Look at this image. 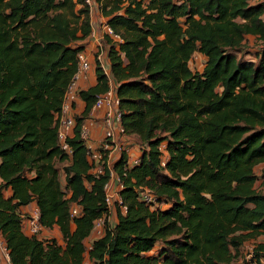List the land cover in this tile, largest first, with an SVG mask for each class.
<instances>
[{
	"label": "trees",
	"instance_id": "obj_1",
	"mask_svg": "<svg viewBox=\"0 0 264 264\" xmlns=\"http://www.w3.org/2000/svg\"><path fill=\"white\" fill-rule=\"evenodd\" d=\"M99 11L120 41L105 38L108 70L94 55L95 84L77 91L84 109L69 156L57 124L91 33L89 8L0 0V236L9 263L243 264L248 241L264 261V0H101ZM249 35L259 46L251 59ZM197 53L205 63L192 71ZM111 84L139 161L129 166L121 153L95 174L79 126ZM110 172L125 207L114 203L113 225ZM31 204L60 241L26 232L19 212ZM100 218L102 234L91 239Z\"/></svg>",
	"mask_w": 264,
	"mask_h": 264
},
{
	"label": "built area",
	"instance_id": "obj_2",
	"mask_svg": "<svg viewBox=\"0 0 264 264\" xmlns=\"http://www.w3.org/2000/svg\"><path fill=\"white\" fill-rule=\"evenodd\" d=\"M99 1L101 0H84L86 6H88L89 11L97 7L99 9ZM94 35V30L91 28V33L89 36ZM103 40L98 42L95 46L94 55H96L97 60L103 64L102 54L100 51V46L106 37H110L113 41H120L118 35L114 34L112 29L104 24L103 27ZM95 57V56H94ZM78 67L77 71L73 75L70 84L68 85L66 92L63 97L61 104L60 114L58 117L57 124V141L60 149L66 154L71 155L72 149L68 144L67 140L73 136V129L76 125L75 114L76 110L74 104L78 99L77 91L78 81L87 77L88 72L91 70V62L87 57L86 53L80 51L77 54ZM100 112V115H97ZM94 126H99L101 128L100 140L95 143L92 138L91 128ZM80 138L84 141L86 147L87 158L93 164V172L95 174L102 173L104 163L110 164L112 158H119L121 153H125L129 162L128 165L132 166L139 161V157L131 156L129 153L130 139L124 133L121 126V112L119 111V99L115 93L114 88H109V90L99 96H97L95 103L89 114L82 121L79 126ZM116 155V156H115ZM164 161V160H163ZM259 181L264 183V172L259 177ZM118 183V179L115 178L112 172H110V180L104 185L105 191V204L109 211L113 208L114 203H116L122 212L125 211V207L121 205V199L118 192L113 189V184ZM141 199L146 204H155V196L147 189L141 191ZM20 213V212H19ZM21 216H25L20 213ZM78 214V207L73 205L70 209V217L73 218ZM24 218V225L26 227V232L30 235H38L43 231V227L39 222V211L34 208L32 211L26 215ZM104 219H97L94 223L93 231L97 234V237L102 234ZM0 245H3L0 242ZM6 256V264L9 263L8 251L5 247L2 248ZM243 264H264L263 260L257 261L252 258V246L250 252L245 256V262Z\"/></svg>",
	"mask_w": 264,
	"mask_h": 264
},
{
	"label": "crops",
	"instance_id": "obj_3",
	"mask_svg": "<svg viewBox=\"0 0 264 264\" xmlns=\"http://www.w3.org/2000/svg\"><path fill=\"white\" fill-rule=\"evenodd\" d=\"M97 21L100 22V25L97 24ZM105 18L101 15L99 9L94 8L93 10H91L90 12V23H91V28L94 30V35L93 36H89L86 40H85V47H84V52L86 53L87 57L89 58V61L91 62V70L88 72L87 77L84 79H80L78 81V90L81 89H87L90 86H93L95 84V75H94V52H95V46L96 44H98V42L102 41L104 36H103V27L105 24ZM247 40H254L255 41V37L254 36H247ZM100 51L102 54V61H103V65L106 69V71L108 70V60H107V46L105 43V40L103 41L102 45L100 46ZM75 110L77 114L82 113L83 109H84V103L78 98L74 104ZM101 113L98 112L97 115H100ZM101 128L99 126H94L91 128V134H92V138L94 139V142L97 143L100 140V136H101ZM131 145L129 146V153L131 156H136L137 155V150L135 149V144L134 141L133 143L130 142ZM260 168V166H258ZM113 189L118 191L120 189V186L118 185V183H114L113 184ZM262 192H264V185L261 187ZM34 208H36L34 205H29L26 207H22L20 208V213L25 214V212H27V215L30 211H32ZM108 221L111 225H113L114 223H116V215H115V209L111 208L110 210V215L108 218ZM42 237L44 238H56L58 241H60L61 239V234L59 232V230L57 228H53L51 230H44L41 233ZM95 237H97V234L93 231L92 235H91V239H94ZM0 242H2L3 245H0V263H7L6 261V256L5 253L3 251V247H4V242L2 237L0 236ZM89 248V245H88ZM84 264H91L88 260H85Z\"/></svg>",
	"mask_w": 264,
	"mask_h": 264
},
{
	"label": "rangeland",
	"instance_id": "obj_4",
	"mask_svg": "<svg viewBox=\"0 0 264 264\" xmlns=\"http://www.w3.org/2000/svg\"><path fill=\"white\" fill-rule=\"evenodd\" d=\"M97 24L100 25V22L97 21ZM259 49V46L255 43L254 40H247L243 45V52L249 54L246 56L247 59L253 58V54ZM205 63V58L200 54H194L189 62V67L192 71H201ZM111 88H115L110 85ZM132 142V141H131ZM163 147V146H162ZM138 152V151H137ZM136 152V153H137ZM140 154H137L135 157L138 158ZM165 156V155H164ZM165 158V157H164ZM61 165H59L60 167ZM258 173L264 172V163L260 165V169L257 170ZM252 243L250 241L245 242L241 249V257L237 262H245V256L250 252Z\"/></svg>",
	"mask_w": 264,
	"mask_h": 264
}]
</instances>
